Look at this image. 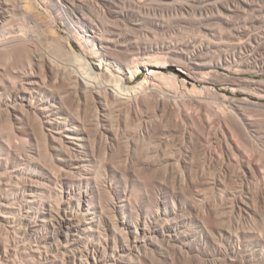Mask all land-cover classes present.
Wrapping results in <instances>:
<instances>
[{
    "label": "bare ground",
    "instance_id": "1",
    "mask_svg": "<svg viewBox=\"0 0 264 264\" xmlns=\"http://www.w3.org/2000/svg\"><path fill=\"white\" fill-rule=\"evenodd\" d=\"M147 7L145 0H0V118L19 145L29 147L22 153L12 145V133L4 135L0 121V264H155L156 253L165 256L162 245L185 241L188 227L196 236L202 231L206 240L215 233L230 241L238 237L221 222L215 230L207 227L206 217L218 213L211 202L199 208L204 198L197 204L195 195H185L194 200L193 208L204 211L190 219L184 216L189 201L168 194L166 176L181 191L196 183L208 158L214 159L209 147L201 143L209 151L199 155L195 145L201 141L195 142L190 130L182 131L179 142V135L165 127L155 140L152 130L163 125L165 112L140 110L150 96L158 103L165 98L164 83L176 86L183 77L179 71L165 72L170 62L189 71L190 65L232 68L234 60L226 56L217 63H195L172 43H154L147 35L130 38L131 26L149 23ZM155 24L165 26L164 21ZM13 47L19 48V64L13 62ZM144 68L148 74L135 86ZM242 100L232 102V110H218L214 130L224 138L219 136L229 165L235 163L244 176L255 179L251 162L229 142H252L246 129L254 128V122ZM260 137L264 142V131ZM197 155L204 165L198 166ZM135 165L151 179L142 170L141 177ZM158 169L165 177L152 179ZM209 184L225 186L221 180ZM151 188L159 189V197ZM252 191L243 196L251 200ZM247 200L236 202L246 213L256 206ZM196 236H191L194 242Z\"/></svg>",
    "mask_w": 264,
    "mask_h": 264
},
{
    "label": "rangeland",
    "instance_id": "2",
    "mask_svg": "<svg viewBox=\"0 0 264 264\" xmlns=\"http://www.w3.org/2000/svg\"><path fill=\"white\" fill-rule=\"evenodd\" d=\"M145 1L148 7L151 8V11L149 12L147 10L144 11L147 16L149 14V18H147L149 23L143 25L142 28L138 26H131L127 31L130 38H143L147 35L151 42L154 43L158 41L172 43L173 46L176 47V50L184 55V58L187 56L192 57L190 59H192V62L195 63H209V61L210 63H217L219 58H225L226 56L229 60H234V66H232V68L227 66H219L213 69H201L197 65H190L191 69L189 71H184V69L178 67L176 63L170 62L167 65L165 72L167 74L174 73L173 71H169L174 69L179 71L183 77H180V80L176 86L172 84L174 88L172 85H170V82L169 85L165 83L162 85V90L166 94L164 95L165 98H163L162 101L158 103L155 97L150 96L145 100L146 102L140 106V110L142 109L141 112L145 114H151L158 107L160 108L161 115H163L162 113L165 112L163 116V125L159 123L160 125H157L152 130L153 134L157 136L154 138L155 140L156 138H160L159 136H163L162 134L165 127L166 130L169 128V132L179 135V137L177 136L175 138L176 141L179 142H181L178 140L182 136L181 133L186 130H190V132H192L195 136V142L201 141L200 144L203 143L205 147L208 146L209 148H207L211 151L210 153H212L214 158H208L207 163L203 161L206 166L205 171H202L201 169L200 172L203 173L200 174V172H198L200 176L196 175V178L199 179L197 180L195 178L196 183L193 182V184L195 183L194 185L191 184L188 187H183L184 189L182 191L184 192V196H181L183 195L180 189L181 186L179 187L178 184L177 186L174 182L177 187L176 189V187L173 185L172 182L174 179L171 175H169V177L166 176L167 179H165V175L163 176L164 170L158 169V171L161 170L158 172L159 174H157V171L156 173L155 171H152L154 173L152 174L151 172V175H156V178L158 175V178L162 176V179L165 177V182L168 181L166 185H168L169 197H173L174 200L176 196L178 198L179 196L182 198L184 197V199L196 197L194 200H196L197 203L199 200L202 201L204 198L202 206L200 203L201 201L197 203H200L199 208L202 207L203 209L205 203L211 202V205L216 206L218 213L211 212V216L209 215L210 217L207 216V213V217L205 219L207 227L209 228L210 225H213V228L210 226V229L215 230L218 226L216 225L218 224L217 222H221L224 227H226L234 235L238 234L239 237L238 238L236 235V238H234L233 241H230L229 239L227 240L226 237H221L215 233L216 236L214 238H207L206 240V237L203 235L202 231L199 232L201 230L200 228L196 226L198 229L196 231L199 232L196 236L192 231L190 232V228L188 227L189 230L185 229L186 240L183 241L184 243L186 242V245L182 241L178 243L172 242L170 244L167 243L162 245L165 256H161L160 254L156 253L154 255V259H156V261L154 260L155 264H264V197H262L264 196L262 195L264 193V142L262 141L263 139L261 137L259 138V133L264 131V0ZM159 21H164L165 26H157L155 23ZM61 36L65 38L68 37V34L65 31H62ZM75 46H77L76 43ZM208 46H210V48L205 49ZM18 51L19 48L17 47L12 48V56L14 55L12 58L13 62L15 61V63L19 60L18 54H20V52ZM202 55H205L206 57H200ZM201 58H203V60ZM213 70L216 72L214 71L215 73H211ZM147 74L148 71L144 68L140 78L136 81L135 86H138L140 83H142ZM195 90L198 92H195ZM241 100L243 102L241 105L243 106L242 109L244 108L243 110H245L247 115L252 116L249 117L253 119L254 122V128L247 127L248 129H246L247 133L248 131L250 132L247 134L250 138L247 137V139L249 138L248 140L252 142L245 144L241 141L239 142V140L237 141L236 139L231 138L229 142H231L233 148L235 147L236 152L241 155V157H245L246 160L251 162L256 173L255 179L244 176V173L240 172L242 171L241 167L235 165V163L229 165L223 150L224 138L221 136V134H219V130L215 131L218 129V125H216V123H218L217 121L219 120L218 110H225V108L227 111L232 110L234 104H237V101L241 102ZM244 100H247V102ZM248 101L250 102L248 103ZM232 102H234V104ZM1 118V127L3 129L2 131H4L3 134L6 135L7 133V135H11L12 130H10V126L6 124L3 118ZM131 123H137V119H134L131 121ZM158 126L160 127L157 128ZM36 127L40 130L38 123H36ZM149 127L151 128L152 126L149 124ZM215 132L218 137L215 136ZM219 136H221L223 139H221ZM10 138L12 145L14 144L15 147H18L20 152L24 153L23 151L29 150L28 146H25L27 147L25 149V147H23L24 145H19L20 143L16 141L17 139H15L13 136V133ZM217 139L219 140L216 141ZM181 140L183 139L181 138ZM215 142H217V144ZM203 144H201L200 147H196L199 146L198 143L195 145V148H198L199 152L195 149L194 151L196 153L198 152L199 155L204 149L207 150L205 147L201 148ZM41 146L40 149L42 151L44 145L42 144ZM199 148H201V150H199ZM117 154H119V150L115 151V155ZM199 155H197L198 158ZM199 159L203 160V157ZM202 160L200 162L196 161L198 166L204 165ZM224 161H226L228 164H225ZM196 163L195 165H197ZM225 165H229L228 170ZM138 168L139 166H136L133 169L139 173L142 169ZM143 171L144 170H142V172ZM145 172L149 174L148 171ZM147 173L145 175L143 172L144 177H148ZM241 174L243 177H241ZM143 175L141 174V177ZM154 177L155 176H153L152 179ZM147 179L150 180V176ZM220 180L224 182L225 186L223 185L222 187H216L217 189H215L212 184L208 185L209 182L213 183V181ZM171 183L175 188L172 186L170 187ZM173 189H176L177 192ZM158 190L159 189L157 188L154 189V193L152 189L151 192L152 194L154 193L153 197H159ZM197 190H204L203 192H206V199L205 194H203L201 191L199 193ZM249 190H253L251 200L246 199L249 196L247 194ZM256 190H258V192ZM196 193H199V196ZM240 194L242 195L243 199L249 202L250 206L254 207V204L256 205V208L254 207L255 211H248L249 213H246L244 210L239 209L237 205L238 203L236 202L242 199L240 198ZM184 199L183 201L186 202L187 199L186 201ZM194 200L192 199L191 201ZM188 201V203H186V206L188 207L185 210L186 213H184V216L187 214L188 216L186 215L185 217H190V219L194 217L195 219L196 215L194 213L197 214L198 210L201 211L202 208L199 209L196 207L195 209V207L193 208L190 205V203L192 204L193 202L190 200ZM190 210L192 214L189 213ZM202 211L199 212V214H201L200 216H204V211ZM215 214L220 215V220L217 219L218 216ZM180 221L181 219H179V222L177 223L178 225L182 224ZM188 234H192L191 236H196L197 238L199 236V238L194 242V237H191ZM217 236L218 239H216ZM213 240L217 241L214 242ZM173 243L175 246H173ZM178 244L180 245L178 246ZM219 244H222V246ZM172 247L177 249L173 250ZM175 250H177V252ZM18 262H21V260L18 259Z\"/></svg>",
    "mask_w": 264,
    "mask_h": 264
},
{
    "label": "trees",
    "instance_id": "3",
    "mask_svg": "<svg viewBox=\"0 0 264 264\" xmlns=\"http://www.w3.org/2000/svg\"><path fill=\"white\" fill-rule=\"evenodd\" d=\"M171 71L175 72L176 70L173 69V70H171Z\"/></svg>",
    "mask_w": 264,
    "mask_h": 264
}]
</instances>
